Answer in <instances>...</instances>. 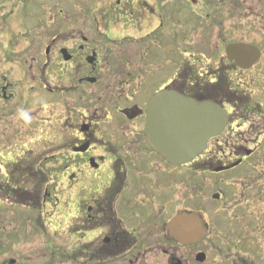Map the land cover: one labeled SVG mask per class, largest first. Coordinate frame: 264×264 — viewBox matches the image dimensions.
<instances>
[{
    "label": "flooded vegetation",
    "instance_id": "1",
    "mask_svg": "<svg viewBox=\"0 0 264 264\" xmlns=\"http://www.w3.org/2000/svg\"><path fill=\"white\" fill-rule=\"evenodd\" d=\"M120 1L108 18L90 12L96 19V38L85 36V27L55 29L44 38L43 53L32 55L31 82L39 85L42 95L58 98L51 110L53 118L45 122L54 141L46 139L49 144L41 150H26L30 159L11 162L17 167L8 171L22 181H31L32 176V186L43 189L48 178L43 181L41 166L48 157H55L63 178L68 229L78 235L73 250L78 253L69 258L76 264L259 262L242 249H260L254 243L264 235V208L259 206L261 200L264 203V6L252 13L255 21L249 22L261 38L247 41L243 25L252 6L229 0H184L185 6L181 0H159L155 6L139 9ZM81 12L64 14V23L79 19ZM99 21L122 22L124 30L134 24L144 31L145 25L152 29L138 39L129 34L111 38L101 31ZM220 27L225 29L218 32ZM117 40L142 52H123ZM239 42L259 51L250 68L241 67L226 52L228 45ZM6 77L0 75L2 102L14 96L8 92L14 84ZM162 89L209 100L227 116L220 132L185 166L167 163L144 134L147 102ZM35 105L32 117L37 114ZM183 175L189 180L185 196L181 194ZM198 183L213 187L210 200L220 202L216 216L221 221L206 216L205 184L198 187ZM227 185L237 189L232 198L224 192ZM49 195L46 190L44 198ZM182 210L201 214L206 224L203 238L184 243L186 232L181 225L169 229V221ZM243 221L250 222L247 229L232 228L243 226ZM220 222L229 228L220 227ZM256 222L260 229L255 228ZM251 235L253 241L245 244Z\"/></svg>",
    "mask_w": 264,
    "mask_h": 264
},
{
    "label": "rangeland",
    "instance_id": "2",
    "mask_svg": "<svg viewBox=\"0 0 264 264\" xmlns=\"http://www.w3.org/2000/svg\"><path fill=\"white\" fill-rule=\"evenodd\" d=\"M117 1L0 0V75L5 74L7 81L14 84L11 90L8 91L14 93L12 100L9 102L0 101V264H76L69 258H74V255L78 253V251H73L78 246V235H73L68 229L65 205L62 201L63 178L59 170L56 169L58 165L53 161L55 157H48V162L41 166L42 172L45 173L43 174V181L45 182L48 178V183H45V188L42 189L43 195L48 190L50 197L47 199L39 198L38 201L33 202L30 200L31 191L25 192L23 196L16 193L22 186H27V189L31 188L35 191V188H32V181L35 178L29 176L31 181L28 179L22 181L14 176L15 173L8 170L11 169V162H15L19 158L30 159V155L27 154L26 150H41L42 146L46 145L47 147L49 144L46 139L54 141L51 135L50 137L48 135L49 125L46 123L53 118L51 110L58 98L42 95V89L38 88L39 85L36 86L31 82L29 70L32 55L38 51L41 52L40 54L43 53L44 41H46L44 38L52 36L55 29L72 31L77 27H85L83 29L85 36L96 38L94 31L96 19L93 20L90 12L96 11L95 14L98 17L108 18L113 13H110V10L114 9L113 5L117 4ZM158 2L159 0H121L120 5H126L127 3L140 9L144 6L150 8V5L155 6ZM181 3L184 6L187 5L184 0H181ZM229 3L253 7L252 12L248 13L249 16L245 13L246 19L243 29L247 41H259L261 38L260 32L252 28L254 23L249 24V22L255 21L252 13L258 11L260 5L264 6V0H229ZM78 9L82 10L80 18L65 24L64 14L71 15ZM232 23L231 20L230 26H232ZM99 24L101 25V31L105 32L106 30L111 38L129 34L138 39L149 29H152V27L147 29L148 26L145 25L144 31L142 27H139V24H134L124 30L122 22L118 25H109L99 21ZM257 27L259 28L258 25ZM107 29H111V32H108ZM223 29L225 28L220 27L218 32ZM237 36L231 34V37L237 38ZM188 37H191V34H188ZM117 44L123 52H135L139 55L142 52L140 47L132 48L125 40L120 43L118 41ZM262 45L264 46V44ZM112 47H115L114 44ZM127 68H130V66H127ZM31 86H35L33 87L34 90L37 88L38 93L36 95L35 92L33 93L34 90ZM34 105L38 110L35 112L37 114L32 117L31 111L33 108L35 109ZM23 114L28 116L27 120H25ZM23 152L25 153L22 154ZM181 169L185 171L184 168ZM57 175H60V178L57 179ZM184 175L182 196L189 194V187L185 183L189 180H186L187 177H184ZM197 177L199 178L200 175H197ZM24 182H27V184L25 185ZM3 184H5V192L2 190ZM203 184H205L203 194L205 195L206 216L213 215L214 218L212 219L219 218L221 221V217L216 216V207L219 206L220 202L210 200L213 187L206 183H198V187ZM11 190L14 191V196L7 197L6 192ZM224 192L227 198H232L234 194L238 193L237 189L230 185L224 187ZM18 201L19 203H16ZM259 206H262V209L264 208L262 200L259 202ZM233 214H236L235 210ZM243 223V226L228 224L235 230L247 229L250 222L243 221ZM214 224L217 226L218 222L214 221ZM222 224L223 226L220 227L229 228L227 223ZM231 224H234L233 221H231ZM252 224L251 221L250 226ZM256 224L255 228L260 229V223L256 222ZM233 234L238 239V233L234 232ZM253 236H247L245 244L248 241H253ZM257 240L258 242L254 244L261 247L260 249L256 248L252 251L246 248L242 249V252L252 254L253 259L251 260L259 261L255 264H264V235L257 237ZM255 245L252 243L251 248H254ZM257 250L259 252L254 254ZM118 259H122V256ZM10 261H13V263H10ZM249 264H251L250 261Z\"/></svg>",
    "mask_w": 264,
    "mask_h": 264
},
{
    "label": "water",
    "instance_id": "3",
    "mask_svg": "<svg viewBox=\"0 0 264 264\" xmlns=\"http://www.w3.org/2000/svg\"><path fill=\"white\" fill-rule=\"evenodd\" d=\"M226 52L244 68L251 67L259 54L255 46L245 43L230 44ZM146 114L144 134L150 146L167 162L178 165L195 159L208 139L220 132L227 117L213 102L199 101L171 89L153 94L147 102ZM176 225H181L182 232L188 234L183 235L184 243L201 239L206 233L202 217L194 211L179 212L168 227L173 230ZM199 256L202 261L203 255Z\"/></svg>",
    "mask_w": 264,
    "mask_h": 264
},
{
    "label": "trees",
    "instance_id": "4",
    "mask_svg": "<svg viewBox=\"0 0 264 264\" xmlns=\"http://www.w3.org/2000/svg\"><path fill=\"white\" fill-rule=\"evenodd\" d=\"M4 188H5V186H4ZM4 188H3V186H2V190L5 192V189H4ZM26 189H27V188H26ZM20 190L24 191L25 189L22 188V189H20ZM27 190H28V189H27ZM28 191H29V190H28ZM7 194H8L7 197H8V196H9V197H13V196H14V195H13V192H11V191L8 192ZM23 195H24V194H23ZM23 195H22V196H23ZM39 198L42 199V197H41V196H38V195H31V196H30V200L33 201V202H34V201H35V202L38 201ZM16 203H19V201L16 202Z\"/></svg>",
    "mask_w": 264,
    "mask_h": 264
},
{
    "label": "clouds",
    "instance_id": "5",
    "mask_svg": "<svg viewBox=\"0 0 264 264\" xmlns=\"http://www.w3.org/2000/svg\"><path fill=\"white\" fill-rule=\"evenodd\" d=\"M23 115H24L25 120H27L28 119V116L26 114H23Z\"/></svg>",
    "mask_w": 264,
    "mask_h": 264
},
{
    "label": "bare ground",
    "instance_id": "6",
    "mask_svg": "<svg viewBox=\"0 0 264 264\" xmlns=\"http://www.w3.org/2000/svg\"><path fill=\"white\" fill-rule=\"evenodd\" d=\"M157 92H158V91H157ZM155 93H156V92H155ZM155 93H154V94H155ZM152 95H153V94H152ZM189 225L192 226V223H189Z\"/></svg>",
    "mask_w": 264,
    "mask_h": 264
}]
</instances>
